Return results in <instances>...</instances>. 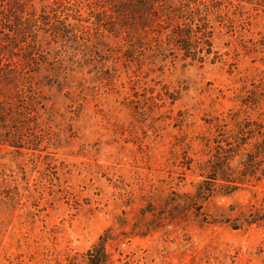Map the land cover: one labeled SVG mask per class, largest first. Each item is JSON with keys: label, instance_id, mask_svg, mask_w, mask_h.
Listing matches in <instances>:
<instances>
[{"label": "rangeland", "instance_id": "rangeland-1", "mask_svg": "<svg viewBox=\"0 0 264 264\" xmlns=\"http://www.w3.org/2000/svg\"><path fill=\"white\" fill-rule=\"evenodd\" d=\"M190 1L203 63L116 0H0V264L110 227V264H264V0Z\"/></svg>", "mask_w": 264, "mask_h": 264}, {"label": "trees", "instance_id": "trees-1", "mask_svg": "<svg viewBox=\"0 0 264 264\" xmlns=\"http://www.w3.org/2000/svg\"><path fill=\"white\" fill-rule=\"evenodd\" d=\"M122 4L123 18L126 26L135 25L134 21L146 13L158 15L163 23H172V30L168 43L173 42L185 58L203 63L212 53V43L209 31L199 32V21L202 15L195 3L190 0H116ZM200 12V13H198ZM141 17L140 19H142ZM133 21V22H131ZM230 167V165H228ZM235 182V181H233ZM114 228L110 227L101 235L92 247L85 252L81 261L73 257L67 264H110L111 257L107 242L114 235Z\"/></svg>", "mask_w": 264, "mask_h": 264}]
</instances>
